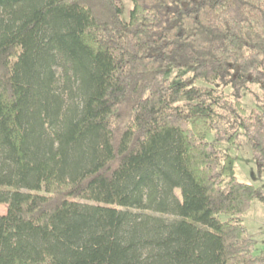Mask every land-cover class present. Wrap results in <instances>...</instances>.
I'll return each mask as SVG.
<instances>
[{
    "label": "trees",
    "instance_id": "16d2710c",
    "mask_svg": "<svg viewBox=\"0 0 264 264\" xmlns=\"http://www.w3.org/2000/svg\"><path fill=\"white\" fill-rule=\"evenodd\" d=\"M132 2L0 0V264H264V0Z\"/></svg>",
    "mask_w": 264,
    "mask_h": 264
},
{
    "label": "rangeland",
    "instance_id": "374dc122",
    "mask_svg": "<svg viewBox=\"0 0 264 264\" xmlns=\"http://www.w3.org/2000/svg\"><path fill=\"white\" fill-rule=\"evenodd\" d=\"M118 2L122 8V18L126 21L129 20L130 12L133 8L132 0H118ZM187 74L188 72L173 69L168 72V77L174 81L177 75L184 76ZM257 90V86L254 85L250 90L248 89V91L243 93V105L247 113H250V111L260 106L259 101L255 99L250 92ZM63 95L65 97V109L73 107V99L70 98L68 92L63 93ZM51 134L52 130L48 128L46 135L51 136ZM242 139L244 141L241 146L220 144V148L223 152H228L235 158V176L238 180L264 189V169L262 171L258 169V163L252 154L250 141L246 140L244 137ZM178 192L179 191L176 190L177 194ZM7 208V204H0V214H5ZM165 217L172 218L169 215ZM226 218V216H222L223 220ZM242 221L247 229L248 236L254 240L255 245L253 254H264V203L259 199H255L250 210L243 214Z\"/></svg>",
    "mask_w": 264,
    "mask_h": 264
}]
</instances>
